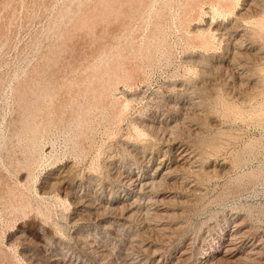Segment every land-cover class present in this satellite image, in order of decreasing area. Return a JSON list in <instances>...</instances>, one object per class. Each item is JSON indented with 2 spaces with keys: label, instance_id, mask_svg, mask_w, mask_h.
Segmentation results:
<instances>
[{
  "label": "rangeland",
  "instance_id": "374dc122",
  "mask_svg": "<svg viewBox=\"0 0 264 264\" xmlns=\"http://www.w3.org/2000/svg\"><path fill=\"white\" fill-rule=\"evenodd\" d=\"M0 124V264H264V0H0Z\"/></svg>",
  "mask_w": 264,
  "mask_h": 264
},
{
  "label": "bare ground",
  "instance_id": "6f19581e",
  "mask_svg": "<svg viewBox=\"0 0 264 264\" xmlns=\"http://www.w3.org/2000/svg\"><path fill=\"white\" fill-rule=\"evenodd\" d=\"M127 1V0H126ZM183 1V0H182ZM120 2V1H119ZM167 2V1H166ZM193 3V2H192ZM221 3V2H220ZM107 4V3H106ZM168 4V3H167ZM174 4V3H173ZM210 4V3H209ZM188 5V4H187ZM178 6V5H177ZM216 7V6H215ZM217 7H219V6H217ZM129 8V7H128ZM166 8V7H165ZM168 8V7H167ZM180 8V7H179ZM231 10V9H230ZM188 13V12H187ZM30 14V13H29ZM196 14V13H195ZM99 16V15H98ZM87 18V17H86ZM124 27V26H123ZM121 31V30H120ZM81 32V31H80ZM198 34V33H197ZM195 36V35H194ZM196 37V36H195ZM53 39V38H52ZM198 39V38H197ZM200 40V39H199ZM57 43V42H56ZM240 45H242V44H240ZM124 53V52H123ZM136 59V58H135ZM248 60V59H247ZM91 62V61H90ZM92 63V62H91ZM84 64V63H83ZM44 66V65H43ZM80 66V65H79ZM78 66V67H79ZM133 71V70H132ZM203 73V72H202ZM108 76V75H107ZM71 78V77H70ZM25 81V80H24ZM28 84V83H27ZM23 85V84H22ZM29 85V84H28ZM88 85V84H87ZM22 88V87H21ZM20 88V89H21ZM27 90V89H26ZM18 93V92H17ZM75 98V97H74ZM129 102V101H128ZM48 105V104H47ZM46 105V106H47ZM55 106V105H54ZM73 108V107H72ZM126 110V109H125ZM91 111V110H90ZM69 113V112H68ZM88 113V112H87ZM61 116V115H60ZM86 117V116H85ZM3 118V117H2ZM87 118V117H86ZM5 119V118H4ZM80 119V118H79ZM57 120V119H56ZM42 121V120H41ZM62 121V120H61ZM159 123V122H158ZM38 124V123H37ZM54 124V123H53ZM168 124V123H167ZM63 126V125H62ZM160 126V125H159ZM11 127V126H10ZM31 127V126H30ZM48 127V126H47ZM147 127V126H146ZM158 127V126H157ZM152 128H153V126H152ZM155 128V127H154ZM11 129V128H10ZM32 129V128H31ZM157 129V128H156ZM8 130V129H7ZM7 130H5V128L3 127V125H1L0 124V148H1V146H3V143H4V140H5V136H7ZM162 130V129H161ZM174 130H176V129H174ZM151 131V130H150ZM172 131V130H171ZM11 132V131H10ZM38 133V132H37ZM154 133V132H153ZM156 133V132H155ZM30 137V136H29ZM33 141V140H32ZM7 142V141H6ZM30 142V141H29ZM7 144V143H6ZM32 144V143H31ZM35 145V144H34ZM33 145V146H34ZM23 148V147H22ZM14 149V148H13ZM4 150V149H3ZM182 150V149H181ZM5 151H6V149H5ZM3 152V151H2ZM180 152V151H179ZM187 153H188V151H187ZM187 153L186 152H184V150L180 153V154H178V157H177V159H176V163L177 164H183L189 157H187L188 155H187ZM33 154V153H32ZM177 156V155H176ZM191 158H192V156H191ZM163 160V159H162ZM10 161V160H9ZM160 161V160H159ZM195 161V160H194ZM1 162V161H0ZM190 163V162H189ZM6 165V164H5ZM11 165V164H10ZM16 165V164H15ZM162 165V164H161ZM191 165V164H190ZM12 166V165H11ZM29 166V165H28ZM182 166V165H181ZM181 166H180V168H181ZM187 166V165H186ZM34 167V166H33ZM177 167V166H176ZM183 167V166H182ZM8 168V167H7ZM179 168V167H178ZM184 168V167H183ZM31 170V169H30ZM172 170V169H171ZM176 170V169H175ZM200 172V171H199ZM9 174V173H8ZM128 174V173H127ZM163 174V173H162ZM198 175V174H197ZM57 177V176H56ZM59 177V176H58ZM138 177V176H137ZM60 178V177H59ZM11 179V178H10ZM134 179V178H133ZM48 180V179H47ZM150 181V180H149ZM154 181H155V179H154ZM153 181V182H154ZM189 181V180H188ZM131 182H132V180H131ZM137 182H138V180H137ZM143 182V181H142ZM161 182V181H160ZM55 183H57V182H55ZM141 183V182H140ZM144 183V182H143ZM165 183H166V181H165ZM132 184H133V182H132ZM135 184V183H134ZM145 184V183H144ZM147 184H148V182H147ZM155 184V183H154ZM60 185H61V183H60ZM142 185V184H141ZM156 185V184H155ZM166 185V184H165ZM47 186V185H46ZM53 186V185H52ZM135 186H137V185H135ZM149 186V185H148ZM10 187V186H9ZM48 187V186H47ZM46 187V188H47ZM55 187V186H54ZM57 187V186H56ZM141 188V187H140ZM140 190V189H139ZM26 191V190H25ZM62 191V190H61ZM68 191V190H67ZM69 192V191H68ZM151 192V191H150ZM83 199V198H82ZM150 199V198H149ZM135 200V199H134ZM139 200V199H138ZM25 201V200H24ZM162 202V201H161ZM160 202V203H161ZM114 203V202H113ZM122 206V205H121ZM124 206V205H123ZM133 206V205H132ZM153 206V205H152ZM22 208V207H21ZM113 208V207H112ZM117 208V207H116ZM124 208V207H123ZM135 208V207H134ZM128 209V208H127ZM154 209V208H153ZM104 210V209H103ZM114 210H115V208H114ZM125 210H126V207H125ZM108 211V210H107ZM112 212V211H111ZM144 212H146V211H144ZM148 212V211H147ZM122 213H123V211H122ZM117 215H118V213H117ZM131 215V214H130ZM147 215V214H146ZM158 215V214H157ZM160 215V214H159ZM163 215V214H162ZM111 216H112V214H111ZM113 217V216H112ZM158 217V216H157ZM163 219V218H162ZM151 220V219H150ZM155 223V222H154ZM126 224V223H125ZM239 224H241V223H239ZM238 225V224H237ZM242 225V224H241ZM148 228V227H147ZM151 228V227H150ZM148 230V229H147ZM162 232V231H161ZM232 233V232H231ZM240 234H241V232H240ZM243 235H245V233L243 234ZM238 236H236L235 235V233H232L231 234V236L230 237H228V238H226V242H225V244H224V251L222 252V254L220 255V256H217V257H215V261L216 260H218L219 261V259H221V258H223L224 256H226V254H228V253H231V252H234L235 250H236V243H237V241H238V238H237ZM164 238V237H163ZM236 238H237V241H235L236 240ZM243 238H244V236H243ZM247 238V237H246ZM240 239V238H239ZM241 240V239H240ZM239 243V242H238ZM249 243V242H248ZM254 244V243H253ZM252 245V244H251ZM170 246V245H169ZM247 248V247H246ZM255 249V248H254ZM259 250V249H258ZM257 251V250H256ZM261 250H259V252H260ZM155 252V251H154ZM160 252V251H159ZM248 252H249V250H248ZM250 252H252V250L250 251ZM185 253V252H184ZM184 253H183V255H184ZM253 254H254V251H253ZM249 255H250V253H249ZM212 256V255H211ZM187 257V256H186ZM189 258V257H188ZM225 258H227V257H225ZM254 258V257H253ZM224 259V258H223ZM223 259L221 260V261H223ZM201 260V259H200ZM227 260V259H226ZM243 260V259H242ZM246 260V259H245ZM208 262V261H207ZM177 263V262H176ZM205 263V262H204ZM212 263H215L214 261H211L209 264H212ZM215 264H217V263H215Z\"/></svg>",
  "mask_w": 264,
  "mask_h": 264
}]
</instances>
